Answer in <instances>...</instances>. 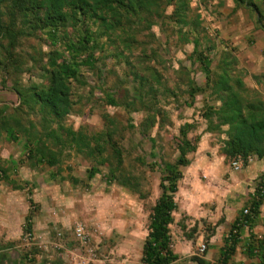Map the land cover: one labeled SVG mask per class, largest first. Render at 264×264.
Listing matches in <instances>:
<instances>
[{
  "label": "trees",
  "instance_id": "1",
  "mask_svg": "<svg viewBox=\"0 0 264 264\" xmlns=\"http://www.w3.org/2000/svg\"><path fill=\"white\" fill-rule=\"evenodd\" d=\"M189 3V0H0L1 83L5 87L8 79L11 81L10 89L19 101L17 111L37 115L40 121L39 131L29 133L20 118L7 117L4 110H0V130L16 141L22 133L23 147L29 159L38 165L54 168L59 165L63 150L70 149L86 160H99L87 171L88 180L99 172V166L106 165L109 180L144 197L137 179L124 173L123 151L114 138L119 129L113 116L102 114L106 128L96 134L73 130L66 127L64 121L74 112L77 103L73 97H79L78 89L87 87L88 95L94 94L96 87L86 82L85 72H95L102 79L115 73L110 66L123 62L126 66L123 76H116L99 99L106 106L122 108L128 115L144 113L140 124L143 136L149 129L159 127L166 119V113L157 106L161 76L148 64L150 58L145 42L140 41L139 36L146 31L154 38L150 32L152 27L162 29L168 24L176 29L181 47L192 46L187 58L191 65L197 63L204 77V84L198 86L191 73L179 66L188 82L186 92L190 101L185 105L191 106L199 94L213 100L214 103H204L200 117L206 122L207 133L224 137L219 154L225 163L232 164L238 157L245 161L248 157L264 158L263 95L246 86L236 72L237 60L231 53L225 52L212 66L210 53L214 46L209 42L200 15L193 12ZM235 4L236 8L255 11L256 26L264 29V14L253 0H235ZM168 8H171L170 14H167ZM31 39L38 44L30 46L32 53L18 52L23 43ZM140 45L141 54L135 58L139 60L135 65L129 59ZM32 73L37 74L39 81L23 85L22 76ZM130 122L128 128H133ZM195 128L193 123L180 126L177 157L160 164V194L148 216L147 235L138 264H175L179 260L173 250L170 225L178 210L175 196L182 179L181 169L190 164L188 156L196 151L200 141L199 136L194 140L189 138ZM106 151L109 155L104 156ZM6 174L7 169L0 160V178ZM263 202L264 173L255 181L254 192L247 203L248 213L242 211L231 225L218 260L211 263L204 257L192 256L190 261L193 264H243L232 262L240 232L245 226H252ZM33 217L32 211H28L24 234L32 233ZM180 227L184 232L185 225ZM190 231L192 235L186 234L188 239L199 232L197 225ZM205 231L208 241L214 230L206 227ZM33 249L25 253L27 263H33L39 253L38 249ZM244 249L248 257L257 260L250 264H264V240L248 243Z\"/></svg>",
  "mask_w": 264,
  "mask_h": 264
},
{
  "label": "rangeland",
  "instance_id": "2",
  "mask_svg": "<svg viewBox=\"0 0 264 264\" xmlns=\"http://www.w3.org/2000/svg\"><path fill=\"white\" fill-rule=\"evenodd\" d=\"M189 1L193 12L200 15L203 27L207 30L209 42L214 46L210 53L212 66L216 65L226 54L225 52L231 53L237 60L235 64L237 74L243 78L247 87L258 90L264 98L263 73L249 68L244 70L242 67L243 61L239 57L241 41L234 40L235 36L244 29L233 27L235 24L238 26V20L235 23V18L226 17L227 14L218 15L219 13L217 14L211 6L209 7V2L206 0ZM253 1L264 14V4H261V1ZM224 6L225 4L222 7ZM240 9H242L240 13L243 18H248L253 23L256 21L255 11ZM170 12L171 8H168L167 14ZM213 15H216L215 21L220 22L218 32L211 26L210 18ZM233 31L235 35L229 39ZM150 32L155 35L154 38L144 31L139 36V40L145 42V50L150 58L148 64L161 76L162 88L158 95L157 106L166 113L163 123L159 127L149 129L146 136H143L140 132V124L145 118L144 113L136 112L128 115L122 108L106 106L99 99L103 94L102 91L116 80V76L117 78L123 76L122 71L126 67L123 62L121 65L114 63L110 66L114 67L112 70L115 73L105 75L106 78L102 79H99L95 72L86 71L84 74L86 82L96 87L94 94L89 96L87 87L78 89L79 97H73L77 103L74 112L64 121V125L73 130L96 134L106 128L101 118L102 114L113 116L119 129L114 138L119 141L123 151L124 173L137 179L144 197H139L137 193L122 187L118 182L109 180L106 165L99 166V172L88 180L87 171L99 160H86L70 149L63 150L58 166L50 168L46 165H38L34 163V160L29 159L28 152L24 149L22 133H19L16 141L8 138L6 133L0 130V160L3 167L7 169L6 176L0 178V215L21 214L23 203L27 213L32 211L34 217L41 215V230H52L54 233L51 236L52 244L48 241L52 249L48 253L53 256V260L58 259L62 264L139 263L142 245L147 235L148 216L160 194L158 187L161 176L160 164L166 161L172 162L177 157L176 142L181 125L195 124L196 128L189 133V138L194 140L195 137H200L197 144L200 152L198 155H189L191 163L199 158L213 159L219 155L224 137L207 133L206 122L200 117L204 103L211 104L214 103L213 100L207 95L199 94L191 106L185 105L190 101L186 92L188 82L179 66H183L191 73L190 76L198 86L204 84V77L197 63L191 65L187 58L192 51V46H180L176 29L172 25L167 24L162 29L154 26ZM37 45V42L31 39L24 42L18 52L31 54L30 46ZM140 54L141 45L133 51L129 60L137 65L139 60L135 58ZM108 62L110 64V61ZM30 76L26 74L22 76L23 85L39 81L36 73ZM1 80L0 75V110H4V115L7 117L20 118L22 126L29 133L39 131V117L17 111L19 101L10 89L11 81L8 79L3 87ZM164 89L168 91L165 92ZM129 120L133 128H128ZM107 154L109 155V151H106L104 156ZM257 164V161L253 162V167ZM226 169L233 176L246 177L251 171L253 172L254 168L234 170L233 167H226ZM179 216L176 214L177 221ZM78 226L83 227L86 243L76 236L75 230ZM11 227L15 225L11 224ZM190 228L183 232L178 223L172 225V246L174 252L179 255V260L175 264H193L190 261L192 256L208 257L216 261L218 257H211L207 247L209 244V240L205 239L207 232L202 228L193 234V238L188 239L186 234L192 235ZM30 239L24 242L20 239V241L25 245L27 241H32V235ZM41 242L44 244L47 241ZM201 243L206 245L204 252L199 251Z\"/></svg>",
  "mask_w": 264,
  "mask_h": 264
},
{
  "label": "crops",
  "instance_id": "3",
  "mask_svg": "<svg viewBox=\"0 0 264 264\" xmlns=\"http://www.w3.org/2000/svg\"><path fill=\"white\" fill-rule=\"evenodd\" d=\"M206 1L209 2V7L211 6L217 14L219 13L218 15L227 14L226 17L235 18V23L238 20V26L235 24L233 27H243L244 29L235 36L234 40L241 41L239 57L243 61L242 67L244 70H248V68L252 71L258 70L264 76V29L258 28L256 23H253L250 19L243 18L240 13L242 9L236 8L235 0ZM256 1H261V4H264V0ZM224 4L225 6L222 7ZM241 8L247 9L246 7ZM215 16L213 15L210 18L212 21L211 26L218 32L220 22L215 21ZM234 35L233 31L230 36L228 35L229 39ZM225 39H228V37L226 36ZM240 64L242 65V63ZM199 152L200 148L197 146L196 151L192 154L198 155ZM255 161L258 164L253 167ZM226 167L232 168V164L225 163L224 157L220 154L213 159L199 158L193 163L190 160V164L181 169L182 179L179 181L178 192L175 196L178 210L173 214V224L185 225V230L190 227L193 228L195 225H197L198 230L203 228L205 231L206 227L213 228L214 235L210 237L207 247L211 257L217 256L218 258L231 225L240 216L241 212L247 208L255 181L264 173V158L258 160L253 157V161L243 167L244 169L254 168L253 172L251 171L246 177L243 175L233 176ZM25 208L23 203V211L21 214L18 213L17 216L11 213L5 216L0 215V264H62L56 258V260H53V256L48 253L52 251L50 244H52L51 236L54 233L52 230H41V215L32 218V241H27L24 245L23 242L26 241L24 238L26 235L24 234L25 218L27 216ZM176 214L180 215L178 221ZM11 224L15 227H11ZM172 225H170V229H172ZM20 239L23 241L22 243ZM43 240L47 242L43 244L41 242ZM239 240L232 262L243 264L257 262V260L248 257L244 248L248 243L256 244L257 241L264 240V202L252 226H245L240 232ZM33 248L38 249L39 253L35 255L33 263H27L24 259L25 253L34 250ZM218 258H216V261ZM205 259L211 263L216 262L212 261V258L206 257Z\"/></svg>",
  "mask_w": 264,
  "mask_h": 264
},
{
  "label": "built area",
  "instance_id": "4",
  "mask_svg": "<svg viewBox=\"0 0 264 264\" xmlns=\"http://www.w3.org/2000/svg\"><path fill=\"white\" fill-rule=\"evenodd\" d=\"M253 161V157H248L245 160H243L242 158L238 157L236 160H234L232 162V167L234 170H240L242 169L245 165L251 163ZM255 186V184H254ZM254 192V188H253V191L251 193V195L253 194ZM248 213V210H244V214H247ZM76 232V236L79 237L81 239L82 242L86 243V238L84 237V230H83V227L82 226H78L75 230ZM25 240H30L31 238V234H26L24 236ZM206 250V245L204 243H201L200 246H199V251L200 252H204Z\"/></svg>",
  "mask_w": 264,
  "mask_h": 264
}]
</instances>
